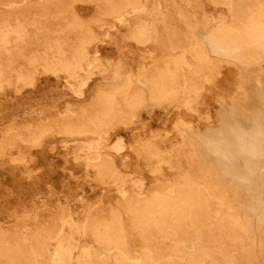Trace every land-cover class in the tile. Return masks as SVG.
<instances>
[{"label": "rangeland", "instance_id": "374dc122", "mask_svg": "<svg viewBox=\"0 0 264 264\" xmlns=\"http://www.w3.org/2000/svg\"><path fill=\"white\" fill-rule=\"evenodd\" d=\"M133 1L0 0V18L25 37L18 43L11 35L10 60L0 55V264H193L199 249L205 255L194 264H264V49L211 53L202 64L195 47L219 29L242 28L232 22L230 0ZM74 19L79 26L71 27ZM82 36L93 37L91 53L102 61L82 73L84 85L81 76L48 73L42 60L34 70L26 60L48 44L71 51ZM162 50L187 60L173 95L156 102L144 92L134 116L122 110L94 134L63 129V122H85L100 88L146 87ZM20 72L36 73L34 84L18 82ZM42 126L52 130L35 142ZM97 154L114 168L105 179L91 164ZM165 188L199 193L206 207L193 211L176 238L157 230L144 236L123 195ZM111 208L124 218L119 247L86 229Z\"/></svg>", "mask_w": 264, "mask_h": 264}, {"label": "bare ground", "instance_id": "6f19581e", "mask_svg": "<svg viewBox=\"0 0 264 264\" xmlns=\"http://www.w3.org/2000/svg\"><path fill=\"white\" fill-rule=\"evenodd\" d=\"M108 3H111V2H108ZM132 6H136V5H132ZM45 8H46V13L52 12L50 9L48 10L47 6ZM229 8H230V12L232 13V22L234 20L239 21L242 24L241 30L238 29L239 31H237V29H234L231 25V26H227L222 29H219L216 32L212 33L208 37L207 40H205L204 42H201L191 52L192 56L198 62H201L202 64L207 63V61L210 58L211 53L220 54V55L221 54H235L254 44H257L260 48L264 49V4L262 3L260 4L254 0L249 1V2L248 0H230ZM120 17L122 16L120 15L118 18ZM79 25H80V22L77 21V19H74V21H72L71 23V27H77ZM170 27H168L166 23H164L160 27V30L162 31V36L165 37L166 39H167V36L169 35ZM232 28L236 31H234ZM13 34H15L16 36L15 41H17L18 43L24 42L25 40L24 33H21L14 27H12L6 19L0 18V55L2 54L1 52L4 51L3 53L7 54L9 60L12 57L11 52L13 51L9 50L8 46L9 44H11L10 43L11 35ZM93 40L94 39L92 36H82L77 41V43L75 44V46L72 48L71 51H68L67 48L60 42L57 43L56 45L48 44L45 54L33 52L30 56L26 58V60L28 61V64L29 66H31V68L36 67V64L39 63L40 60H42V62L44 61V68H45V69L43 68L44 71L46 70L47 72L49 71L50 73L53 72L55 74L59 72H65L71 78H77V77L80 78L81 76V85H84L86 84V80H82L83 79L82 73L84 71L88 72L89 70L91 71L89 73L90 75L92 74V71L96 69H100V66L102 65L100 54L98 52H95L93 54L91 53L90 46ZM22 55H25V54H22ZM184 64H187V60L184 55L170 56L165 50H162L160 53V59L155 65L154 69H152V71L148 75H146V77H144L143 79V84L146 87L144 88L142 87L134 91L131 89V85H127V86L115 85V86H108V87L100 88L96 95V103L92 107L93 110L90 112L87 118H85V122L82 123L81 126L79 127L74 126L70 124L69 122H63L64 124L63 129L67 133H78V134H84V135L94 134L104 128H107L113 125L115 122H117L120 118V113L122 110L125 111V115L129 119L132 116H134V109L143 100L144 92H147V95L153 101H156V102L163 101L164 99L170 97L171 95L175 93L176 91L175 82L179 78L183 77L181 73H182L183 66H185ZM0 66L2 67V64ZM9 66H11V64ZM22 66L23 65H21L20 68H22ZM1 67H0V86H1V81H2ZM23 68L26 69L27 67L25 68L23 66ZM33 69L35 70V68ZM28 73L27 74H25L24 72L17 73L16 74L18 75L17 81L23 82V83H30V86H31L33 75L36 76V73L33 75L28 74ZM34 81L35 80H33L32 84H34ZM191 87L192 89L194 88L193 85ZM44 125L46 126V124ZM51 130H52L51 126L47 128L43 126L38 128L35 142L37 141L39 142L40 139H42V137L48 134L49 131ZM15 133L16 132H13V134ZM22 135L24 136V133ZM14 137L16 136L14 135ZM24 142L25 141H23V143ZM26 142L28 141L26 140ZM24 144H27V143H24ZM91 161H92L91 164L93 165V167H95L99 171L102 179H105L109 177L111 174H113L114 168L112 164H110L107 161L104 155L97 154L96 156H94L93 159H91ZM103 192H104V189H103ZM123 196H124L125 208L129 212V214L132 215L131 221H133V225L137 229L141 230L142 235L149 236L155 230H157L159 233V236L161 235L162 237H165V240H169L168 238L171 239V237L173 236H175L174 238H176L177 231L181 229L182 227H184L185 222L191 217L193 211L195 209H201V208L206 207V203L203 197L199 193L197 194L194 191H184V190H179V189H170V190L168 188H165L164 190L154 189L149 194H139L133 197L132 199H129L128 196H126L125 194ZM86 229L98 241H100L101 243L104 242L107 245H117L119 247V245H121L123 241H125L124 239H125L126 233L124 232V218L121 212L115 209H112L111 211H109L107 218H104L101 214H98L90 223L86 224ZM17 252L19 253V251ZM120 253H121L120 256L122 258L128 259L127 254H126L127 256H125L124 253L122 252ZM194 254H195L194 257L190 254L193 257L194 262L198 263L199 261H203L202 258L205 254L202 249H199L198 252ZM0 257L2 258V256ZM194 262L192 263L194 264Z\"/></svg>", "mask_w": 264, "mask_h": 264}]
</instances>
